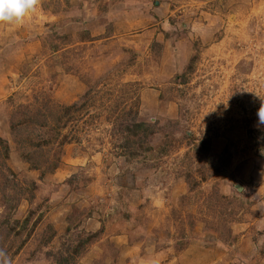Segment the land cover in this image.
Listing matches in <instances>:
<instances>
[{
	"label": "rangeland",
	"instance_id": "obj_1",
	"mask_svg": "<svg viewBox=\"0 0 264 264\" xmlns=\"http://www.w3.org/2000/svg\"><path fill=\"white\" fill-rule=\"evenodd\" d=\"M262 103L264 0H39L0 24V264H264Z\"/></svg>",
	"mask_w": 264,
	"mask_h": 264
},
{
	"label": "clouds",
	"instance_id": "obj_2",
	"mask_svg": "<svg viewBox=\"0 0 264 264\" xmlns=\"http://www.w3.org/2000/svg\"><path fill=\"white\" fill-rule=\"evenodd\" d=\"M39 0H0V24H19L35 14ZM257 127L264 126V103L258 112Z\"/></svg>",
	"mask_w": 264,
	"mask_h": 264
},
{
	"label": "trees",
	"instance_id": "obj_3",
	"mask_svg": "<svg viewBox=\"0 0 264 264\" xmlns=\"http://www.w3.org/2000/svg\"><path fill=\"white\" fill-rule=\"evenodd\" d=\"M74 106L73 105H69V106H66V110H71V108H73ZM134 126H137V127H140V126H143V123H135Z\"/></svg>",
	"mask_w": 264,
	"mask_h": 264
},
{
	"label": "water",
	"instance_id": "obj_4",
	"mask_svg": "<svg viewBox=\"0 0 264 264\" xmlns=\"http://www.w3.org/2000/svg\"><path fill=\"white\" fill-rule=\"evenodd\" d=\"M239 189H240V187H239Z\"/></svg>",
	"mask_w": 264,
	"mask_h": 264
}]
</instances>
